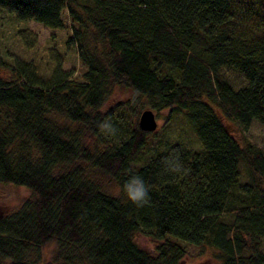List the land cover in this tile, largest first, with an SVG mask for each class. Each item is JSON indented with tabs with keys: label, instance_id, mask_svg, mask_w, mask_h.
I'll list each match as a JSON object with an SVG mask.
<instances>
[{
	"label": "trees",
	"instance_id": "1",
	"mask_svg": "<svg viewBox=\"0 0 264 264\" xmlns=\"http://www.w3.org/2000/svg\"><path fill=\"white\" fill-rule=\"evenodd\" d=\"M0 9L68 27L82 65L46 78L24 61L1 66L0 183L30 198L0 213V264H184L185 243L210 248L214 262L200 264H264V150L233 134L264 126V0H0ZM222 67L245 84L234 88ZM115 87L131 98L103 110ZM145 108L165 121L181 114L198 146L150 144L155 131L137 122ZM105 120L116 135L98 127ZM171 156L183 173L165 171ZM132 175L149 189L143 207L123 191ZM139 232L158 242L153 252Z\"/></svg>",
	"mask_w": 264,
	"mask_h": 264
},
{
	"label": "rangeland",
	"instance_id": "2",
	"mask_svg": "<svg viewBox=\"0 0 264 264\" xmlns=\"http://www.w3.org/2000/svg\"><path fill=\"white\" fill-rule=\"evenodd\" d=\"M24 29L33 33V42L25 43L20 38L19 33ZM69 34L68 27L53 29L32 20L19 21L10 13L0 9V74L5 75L8 72L9 65L18 61H24L34 66L41 78H46L56 65H59L64 71L78 72L82 65L77 57L75 46L65 41ZM221 72L227 82L234 88L245 84L244 75L238 70L222 67ZM130 96L131 93L127 88L115 87L107 97L102 109L105 110L114 103L128 100L131 98ZM165 114L166 111H160L155 115L157 126L153 134L156 138L154 140L152 133L151 135L148 134V142L150 144H153L154 141L159 143L164 141L179 142L186 147L196 148L198 146L197 141L191 133L185 118L178 114L165 121ZM233 134L241 142L243 135L264 150V126L257 120H252L249 127L244 131L233 129ZM147 153L146 151L144 155ZM111 192L115 194L116 189L111 190ZM29 198L30 193L24 188L0 183V213L15 210L24 200ZM135 241L149 253L154 251V247L158 243L153 237L144 232L136 233ZM184 246L187 251L183 257L184 264L214 262L210 248L207 247L200 251L198 246L192 244L185 243Z\"/></svg>",
	"mask_w": 264,
	"mask_h": 264
},
{
	"label": "clouds",
	"instance_id": "3",
	"mask_svg": "<svg viewBox=\"0 0 264 264\" xmlns=\"http://www.w3.org/2000/svg\"><path fill=\"white\" fill-rule=\"evenodd\" d=\"M98 127L106 135H116L117 129L110 120L102 121ZM165 171L173 174H181L185 171L178 156H171L165 159ZM123 191L128 200L137 207H143L149 202V189L144 180L138 175H132L124 184Z\"/></svg>",
	"mask_w": 264,
	"mask_h": 264
},
{
	"label": "water",
	"instance_id": "4",
	"mask_svg": "<svg viewBox=\"0 0 264 264\" xmlns=\"http://www.w3.org/2000/svg\"><path fill=\"white\" fill-rule=\"evenodd\" d=\"M138 125L142 130L154 131L157 126L155 113L150 108L143 109L138 116Z\"/></svg>",
	"mask_w": 264,
	"mask_h": 264
},
{
	"label": "bare ground",
	"instance_id": "5",
	"mask_svg": "<svg viewBox=\"0 0 264 264\" xmlns=\"http://www.w3.org/2000/svg\"><path fill=\"white\" fill-rule=\"evenodd\" d=\"M138 122V121H137Z\"/></svg>",
	"mask_w": 264,
	"mask_h": 264
}]
</instances>
